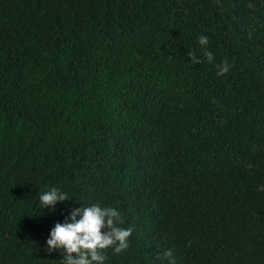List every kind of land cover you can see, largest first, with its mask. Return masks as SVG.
<instances>
[{
	"label": "trees",
	"instance_id": "trees-1",
	"mask_svg": "<svg viewBox=\"0 0 264 264\" xmlns=\"http://www.w3.org/2000/svg\"><path fill=\"white\" fill-rule=\"evenodd\" d=\"M92 203L133 230L106 264H264V0H0V264Z\"/></svg>",
	"mask_w": 264,
	"mask_h": 264
},
{
	"label": "clouds",
	"instance_id": "clouds-1",
	"mask_svg": "<svg viewBox=\"0 0 264 264\" xmlns=\"http://www.w3.org/2000/svg\"><path fill=\"white\" fill-rule=\"evenodd\" d=\"M197 42L205 49L203 56L190 52V61L199 64L206 59L212 63L215 57L212 51L207 50L209 38L201 35ZM216 67L217 75L223 76L229 72L231 65L225 59ZM68 200L67 194L55 187L39 194V206L42 212L47 209L49 214L55 212L58 203ZM122 224L121 214L115 207H102L98 203L72 207L62 222L58 221L50 228L45 250H59L62 255L60 264H106V250L111 249L114 254H119L130 247L129 238L133 230L121 227ZM163 255L168 264H176L172 249L166 250Z\"/></svg>",
	"mask_w": 264,
	"mask_h": 264
}]
</instances>
